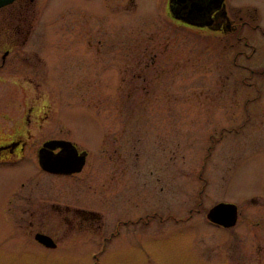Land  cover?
<instances>
[{"label": "rangeland", "instance_id": "374dc122", "mask_svg": "<svg viewBox=\"0 0 264 264\" xmlns=\"http://www.w3.org/2000/svg\"><path fill=\"white\" fill-rule=\"evenodd\" d=\"M112 1L116 12L107 6L104 11L103 0L27 2V25L34 21L31 36L24 45L14 40L17 36L12 39L9 57L0 67L5 80L0 85L5 88L15 78H37L38 105L46 117L40 138L25 147L23 156L0 165V264H264V130L257 126L262 116H252L249 125L238 129L243 115L205 109L213 107L211 99L220 89L199 77L200 64V69L214 68L209 54L214 41L197 45L202 50L193 53L191 45L197 41L194 37L187 41L185 36L184 67L178 68L176 58L163 65L165 24L161 17L146 16L159 13L163 0H134L136 7L130 14L123 9L124 0ZM233 2L257 7L256 20L264 24V0ZM84 16L88 17L86 24ZM11 24L16 22L11 19L9 26L14 27ZM99 26L104 42L100 61L102 56L94 57L92 46L89 55L83 50L87 36L95 44ZM255 42L262 45L264 40L256 36ZM146 47L157 53L153 66L142 65L144 59L149 61L143 53ZM35 50L40 61L31 53ZM162 89H167L164 98ZM260 91L264 96V86ZM225 93L215 106L220 107L228 97ZM229 102L225 99L223 106L232 107ZM262 103L258 100L252 105ZM163 106L169 108L168 113L157 111ZM117 129H121V140L116 138ZM57 135L86 150L85 183L52 176L38 167L36 148L44 138ZM101 146L110 154L114 149L115 156V150L137 151V168L126 172L119 195L111 194L115 193L114 163L100 157ZM109 175L112 181L105 186L102 216L106 240L97 242L88 236L104 247L96 259L86 254L95 243L69 240L74 233L66 231L55 211H47L39 226L58 245L53 248L34 243L37 226L4 223L18 219L17 204L30 208V202L71 203L74 192L86 198L91 194L87 187L97 188L100 179ZM222 201L235 204L239 213L231 226L219 228L206 221V213ZM132 209L142 218L155 211L164 221L154 217L146 224L112 222L117 213ZM25 218L30 216L26 213Z\"/></svg>", "mask_w": 264, "mask_h": 264}, {"label": "flooded vegetation", "instance_id": "af4514ba", "mask_svg": "<svg viewBox=\"0 0 264 264\" xmlns=\"http://www.w3.org/2000/svg\"><path fill=\"white\" fill-rule=\"evenodd\" d=\"M28 1L32 2L33 0H13L12 2L0 7V10H2L0 11V67L5 66V61L9 57L12 39L17 36L14 40H19L21 42L20 44L24 45L31 36V23L34 21H31L30 26L29 24L27 25L25 15L28 11ZM112 3L116 2L110 0V2L107 3V0H103L104 11L105 6H107L108 9L113 8L110 6ZM135 7L134 0H124L123 9L126 13L130 14L135 10ZM4 8L6 9L3 10ZM114 8L112 12L117 11V6H114ZM257 13L258 8L254 5L249 3L237 4L236 2H233V0H163L162 10L159 11V13L157 11L156 14L152 13V15H146L149 17H161L162 21L164 22L163 24H165L166 28L164 34L167 35L164 37V43L162 44L161 50L163 55V65H166L167 62L172 64L170 60H174V58H176L178 62V68L181 67L182 69L184 67L183 60L186 58L184 53V46L186 43L185 36L187 37V41L188 37H194L197 41H194V45H191L193 46L191 48V52L193 53L196 51L199 53V50H202V48L198 50L199 47L197 45L203 44L208 40H210V42L214 41V43H212L213 46L210 47L212 52L209 53L213 58L212 62L214 64V68L209 66L208 69H200V64L199 72H201L202 75L199 74V77H203L205 80L208 78L207 82L210 83V86L216 87L219 85L220 89H216L215 97L211 99L213 107L208 106L205 107V109L210 112L212 109L217 108L221 110L220 112L227 115H243L244 118L242 119V122L237 124L238 129H243L244 126L249 125L252 116H262V119H260V122L257 123V126L264 130V98H262L264 96L260 91L261 87L264 86V42L262 45L256 44V42L254 43L256 36H261L264 40V24L260 25L257 22ZM134 17L135 16H133L131 19H134ZM83 18V22L86 24L88 17L84 16ZM11 19L16 22V24H11L14 25V27L9 26ZM85 33L88 34V29L85 30L84 37ZM102 33L103 28L101 26L97 27L94 45L91 44L89 36H87L85 47L83 49L87 55H89L90 46L93 48L92 54L94 57L99 58L102 56V54H104ZM151 34H153V32ZM20 35H22L21 38ZM174 39H177L178 42L173 44L171 42ZM173 45H175V47L169 49V46ZM204 46L207 45L205 44ZM144 50L145 52L143 53H145V57L148 58L149 61L144 59L145 62L142 64L143 67L149 66L150 64L153 66L154 62L157 60V53L153 52L151 48L149 49L147 47L144 48ZM231 52L232 59L230 61ZM31 53H33L32 55L34 58L36 57V60H41V58L37 55L36 50L32 51ZM102 58L103 56L100 57L98 61L102 60ZM222 59L225 60V63L219 64L218 61ZM173 65L175 64L173 63ZM186 68L187 67H185V69ZM235 73L237 75H234ZM187 77L192 78V76ZM5 79L9 81V78ZM4 81V78L0 76V82L4 83ZM37 88V78H15V80L12 81L11 84H7L5 88L3 85H0V165L21 158L23 156L25 147L31 146L34 140L36 141L37 138H40L41 136L40 132L43 126V121L46 117V112L41 106L38 105L41 96L40 92H37ZM150 88H153L152 84H150ZM250 88H252L253 91H251ZM166 90L167 89L164 91L163 89L161 90L163 91L162 98L168 95ZM222 92H226L225 94H227L228 97L225 99H230L229 103L233 105L232 107L223 106L225 104V99L222 100L220 107L215 106V104L220 101ZM234 94L236 97H234ZM258 100H261L263 103L261 105H252ZM147 109L148 108L143 107V110ZM118 110L120 109L118 108ZM157 111H161V114H166L168 113L169 108L163 106L160 109H157ZM118 114H120V112H118ZM229 129H231V126ZM232 129L234 128L232 127ZM121 133V129L116 130L117 140H121ZM134 134L137 136L136 133ZM211 136L212 135L210 134V141ZM49 139L68 140L66 137L59 135L50 136L41 140L40 145ZM74 146L77 152H81L83 150L75 144ZM37 148L35 150V154ZM58 150L59 148L57 147L53 149V152H57ZM100 150L102 153V155L100 154V157L114 163L115 171L113 172V181L115 188L112 190L115 191V193L112 192L111 194L115 196L119 195L121 194L120 186H124V175L129 170L131 171L132 168H137L136 161H134L137 151H135V149L133 152L127 150H115L117 155L115 156L114 149L112 151L113 154L108 153L105 146H101ZM87 157L88 154L86 152L84 163L81 166V169L77 172L64 174L49 173L42 169L41 170L52 176L54 175L59 177L74 178L75 183H85L84 180L87 179L88 174V171H84ZM197 178L199 181H201L200 173L198 174ZM111 181V175L108 176V179L103 176V178L100 179L97 188H91L89 186L87 187L88 190H91V194L87 195L86 198L80 199L79 196H81V194L79 192H74L73 198L75 201L71 203L60 204L51 202L49 204H36L30 202V208H26V205L24 206L25 203L17 204V208L13 210L19 212L18 219H5L4 223L6 225L12 223L14 226L20 228H32L33 226H37L38 229L37 231H34V233L40 232L48 235L39 229V226H42L41 217L45 216L47 211H51L52 214L55 211L59 218H61L59 222L66 226V231L69 230L74 233L73 235H70L69 238L71 239L69 240L79 242V239L82 238L83 242L90 239L93 243H95L94 239L88 238L89 236L93 238L95 237L97 242L105 241L106 224L105 219L102 218L105 213L106 206L104 202L106 200V194L104 190L107 182ZM133 182L134 180L132 179V186H134ZM203 182H205V180ZM203 184L204 183H202V185ZM203 187L204 186L199 187L200 192ZM132 195L133 192L130 193V199L132 198ZM24 199H26V197H24ZM9 204L10 203H5L4 206H8ZM37 209L39 211L35 212ZM5 210L9 211L7 210V207ZM198 211L199 208L195 210V213H198ZM26 213L30 216V218H25ZM34 213L36 214V217L32 218L35 216L33 215ZM238 213V209L235 206V219L238 216ZM167 214L168 213H166L164 216L167 217ZM191 215L192 209L188 208V216ZM227 215L228 213H224V215L222 214L221 217L224 218L223 216ZM154 217H157L159 221H164L163 217H161V215L155 211H152L150 214L145 213L142 218L136 214L135 209H132V211L129 210L123 214L122 212L117 213V216L113 218L112 222L115 221L118 225L121 223L131 225L138 223L146 224L151 222V220H154ZM206 221L219 228L228 227L210 222L207 218ZM81 232L82 234L79 235ZM28 233H30L29 230ZM34 233L32 234V240L36 245L43 247L42 244L33 238ZM82 235L86 236L84 237ZM66 242L68 241H65V243ZM57 246L58 245L55 244L54 247ZM103 248L104 247L101 244L97 246L95 243V245H92V247L86 250V254H90L93 259H96V254L103 250ZM79 252L80 251L77 253ZM92 264H95V262L93 261Z\"/></svg>", "mask_w": 264, "mask_h": 264}, {"label": "water", "instance_id": "95a60500", "mask_svg": "<svg viewBox=\"0 0 264 264\" xmlns=\"http://www.w3.org/2000/svg\"><path fill=\"white\" fill-rule=\"evenodd\" d=\"M11 1L0 0V6ZM57 147L59 150L53 152V149ZM36 155L38 164L42 169L54 173H72L80 170L84 162L85 152H77L74 145L69 141L50 139L38 147ZM224 213H228V215L222 218ZM206 217L214 223L230 226L235 221V205L227 202L216 203L209 208ZM34 238L45 246L54 245L52 240L44 234L36 233Z\"/></svg>", "mask_w": 264, "mask_h": 264}]
</instances>
